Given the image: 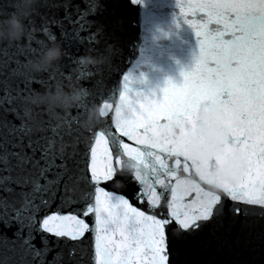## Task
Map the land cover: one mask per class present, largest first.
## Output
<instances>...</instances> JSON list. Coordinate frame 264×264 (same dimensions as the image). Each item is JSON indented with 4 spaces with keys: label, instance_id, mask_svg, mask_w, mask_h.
<instances>
[{
    "label": "snow or ice",
    "instance_id": "snow-or-ice-1",
    "mask_svg": "<svg viewBox=\"0 0 264 264\" xmlns=\"http://www.w3.org/2000/svg\"><path fill=\"white\" fill-rule=\"evenodd\" d=\"M86 3L81 11L72 0H57L49 7L63 9V16L41 15L39 31L55 43L52 28L60 29L65 48L97 41L100 30L91 31L87 19L97 5ZM177 7L198 37L194 67L181 73V84L166 82L159 99L130 96L132 81L125 75L112 125L97 128L84 151L72 143L77 116L66 113L52 125L26 103L40 92L34 85L50 87L70 81L71 74L56 64L45 77L26 76L23 66L38 48L0 50V227H15L14 239L0 235V264H62L63 250L47 259L50 238L69 249L67 264H83L89 253L82 238L90 232L91 264H169L166 226L173 221L176 231L198 230L222 215L225 198L230 211H243L246 224L264 217V0H186ZM29 25L36 31L34 22ZM112 107L105 101L102 117ZM209 112L219 118L198 122ZM213 124L219 134L208 138L204 128ZM124 158L139 185L137 202L146 203L147 212L101 186L116 183ZM181 165L189 175L178 174ZM165 197L167 215L158 218L153 210ZM89 216L91 228L84 219Z\"/></svg>",
    "mask_w": 264,
    "mask_h": 264
},
{
    "label": "water",
    "instance_id": "water-1",
    "mask_svg": "<svg viewBox=\"0 0 264 264\" xmlns=\"http://www.w3.org/2000/svg\"><path fill=\"white\" fill-rule=\"evenodd\" d=\"M54 2L57 0H43L35 15L25 22L29 27H31L30 21L35 23L36 37L43 41V45L33 43L31 46L38 48V52H42L50 44L39 31L41 15H51L55 11L58 17L63 16V9L57 11L49 7ZM93 2L97 8L94 13L88 15L87 19L93 21L91 31L100 30L97 41L90 44H73L65 48V41L61 37L60 29L52 28V32L56 36L55 43L59 44L69 57L65 59L63 55L61 60L56 63L63 68L66 74H71L76 58L87 51L101 55L109 45L115 50V55L105 60L101 70L89 78L79 81V86L86 89L88 95L83 103V108L77 109L76 107L68 112L77 116L82 122L89 106L98 105L100 107L105 101L113 106L109 110V114L103 117L97 127L91 131L82 128L81 123L77 126V131L73 132L72 143L81 151H84L86 145L91 143L93 133L97 128H107L112 125L115 105L119 103L120 93L124 90L123 77L125 75L129 76L132 81L130 96L141 93L143 96L153 98L154 95L159 99L161 89L166 82L181 84V73L191 71L199 55L198 37L190 25L184 23L177 7L178 2L184 3L186 0H138L135 4L132 3V0H93ZM72 3L78 4L81 11L87 9L86 0H72ZM0 11H11L10 0H0ZM196 19L202 20L203 16L198 14ZM216 28V25H209L210 31H215ZM16 44H24V42L3 41L0 42V50H3L5 45L14 47ZM53 66L47 72L34 75L25 73V75L36 78L45 77L52 71ZM72 79L74 80L75 77ZM59 81L69 82L66 79L54 82ZM34 86L38 87L40 91L49 87L47 84ZM222 98H226V95ZM78 112H82L83 115L78 116ZM40 113L42 119L52 124L43 112ZM124 159L127 161L126 158ZM168 163L169 166H172L174 161L169 160ZM182 167L183 165H181L178 174L181 177L189 175L182 171ZM120 169L121 167L117 168L116 183L107 182L102 183L101 186L115 195L124 196L133 206L147 212L146 203L137 202L139 185L134 181L133 174H120ZM190 174L195 178L194 172ZM202 186L205 189L208 188L207 185ZM194 195L191 193L186 197V200L192 199ZM221 196L223 197V193ZM166 198L162 200V207L153 210V214H156L158 218L161 214L167 215ZM230 203L232 202L225 198L222 215L205 222L198 230L176 231L177 226L174 221L166 226L169 264H253L264 232V217L259 215L251 217L246 224L243 211L233 213L229 208ZM73 207H82V205ZM243 207L241 205V208ZM54 210L55 205L50 211ZM70 210L72 209H63L65 212ZM84 219L91 228L93 217H84ZM14 231L15 227L10 229L0 227V235H6L9 240L14 239L12 235ZM82 239L85 240L90 256L93 250L94 235L91 232L86 233ZM55 240L56 238L49 240V247L52 248V251L48 253L47 259L51 260L57 251L63 250L64 261L62 264H67L69 249L64 244L56 246ZM34 243L39 247L38 239ZM73 243L78 242L69 241V244ZM89 256L83 258V264H91Z\"/></svg>",
    "mask_w": 264,
    "mask_h": 264
},
{
    "label": "clouds",
    "instance_id": "clouds-1",
    "mask_svg": "<svg viewBox=\"0 0 264 264\" xmlns=\"http://www.w3.org/2000/svg\"><path fill=\"white\" fill-rule=\"evenodd\" d=\"M42 3L43 0H10L11 11H0V42L20 43L23 41L26 49L31 48L34 42L40 43L41 41L36 37V31L29 28L25 22L35 15ZM63 55V49L59 44L50 43L42 52H38L24 64L23 71L29 75L47 72L61 60ZM113 55H115V50L111 45L107 46L101 55L93 54L92 51L85 52L76 58L74 63L71 72V77H75L74 80H68V83L54 82L43 91L34 92L26 101L28 107L35 109L36 112H43L52 122V125H58L66 113L83 104L86 100V89L79 86V81L87 79L101 70L105 60ZM219 115V113L214 112L202 113L198 117V122L214 121L219 118ZM102 119L100 107L98 105L89 106L81 122V127L90 131L96 128ZM219 131L214 124L204 128L208 138L218 135ZM53 147L59 151L58 144ZM221 147L219 144L216 145V150L219 151ZM133 172L131 163L125 161L120 169V174L132 175ZM117 186L119 185L117 184Z\"/></svg>",
    "mask_w": 264,
    "mask_h": 264
}]
</instances>
